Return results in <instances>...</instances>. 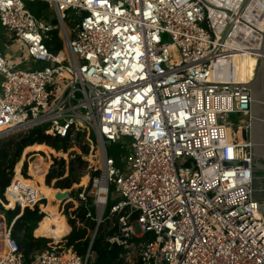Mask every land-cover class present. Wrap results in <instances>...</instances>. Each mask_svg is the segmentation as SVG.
Returning <instances> with one entry per match:
<instances>
[{
    "label": "built area",
    "instance_id": "obj_1",
    "mask_svg": "<svg viewBox=\"0 0 264 264\" xmlns=\"http://www.w3.org/2000/svg\"><path fill=\"white\" fill-rule=\"evenodd\" d=\"M30 1L0 0L13 61L14 47L22 51L8 67L0 49V140L36 128L72 144L95 136L98 167L61 201L95 229L83 255L50 246L25 257L12 227L25 209L43 213L44 199L15 181L14 169L0 207L20 215L0 214V264H90L99 229L121 249L114 264H264V219L251 200L250 92L206 87L242 85L214 80V67L224 55L255 53L264 0H38L58 27ZM54 32L57 51L47 46ZM42 158L45 182L53 162Z\"/></svg>",
    "mask_w": 264,
    "mask_h": 264
},
{
    "label": "trees",
    "instance_id": "obj_2",
    "mask_svg": "<svg viewBox=\"0 0 264 264\" xmlns=\"http://www.w3.org/2000/svg\"><path fill=\"white\" fill-rule=\"evenodd\" d=\"M38 3L40 4L39 8L36 11L32 10V4H30L29 2L26 3V7L36 17L45 19L42 15V10L45 11L48 8V5L47 3ZM55 23L56 21L54 20L50 22V24L53 26L56 25ZM50 45H52V51L61 49V43L58 40L55 32L51 44L47 43V46ZM92 138L94 139L93 136ZM58 145H60V149L66 150L68 147V140L53 138L51 136L45 135L42 129L36 128L30 131L28 134L18 137L15 143H10L7 146L8 150L0 147V198L3 199L4 189L8 186L11 180V170L13 168V165L17 160H19L25 148L28 147L26 152H41L46 156L50 154H53L55 156H63L62 153H54L51 150V148L58 149ZM9 151H11L12 153H9ZM36 159L37 160L35 162L30 163L29 172L32 176H34L30 182L24 181L19 172L15 173L16 177L14 178V180L19 181L24 185H30L34 189L35 193L37 192V199H48L50 196H53L43 193L42 189L45 187L44 185L50 186L52 180L54 179L57 180L55 188L61 190H69L73 185L78 184L81 178L80 170L86 166V162H83L80 158L77 157L69 163L68 174L66 177H63L65 174L64 161L60 160L57 170L54 169L56 165V161H54L51 166V168L53 169L49 171L44 184L43 178L44 173L47 170L48 163H46L41 156H36ZM20 162L22 163V160ZM75 164H77L76 167ZM61 201L57 202L58 204L56 206H47L46 211L48 214H50L47 217H44V215L39 212V208L36 206L33 210L25 209L22 215L15 221L12 227V237L16 240L20 251L25 257L29 256L35 251L43 250L47 247V239L33 238L32 233L35 229V234L37 236L44 237H58L65 231V236H67L70 232V229H72L71 233L66 238L67 248H72L73 251H75L78 255H83L88 249L90 244V237L88 235L89 230L87 226L77 227L72 221V225L70 228V225L66 221L65 217L57 210ZM5 206L8 210L12 209L13 201H11L9 205ZM18 211L19 210H15L8 213L16 212V214H18ZM77 213V217L75 216V218H78V220L84 222L82 210L78 209ZM93 228L94 227L92 226V230ZM21 234L22 236L21 238H19V235ZM103 234V229H99V234H97L91 245V250L93 252V255L95 256V261L92 264H114L117 256L121 252V249H119L118 247L114 246L109 248L108 245L104 243ZM62 238H52V240L55 239V241L58 242Z\"/></svg>",
    "mask_w": 264,
    "mask_h": 264
},
{
    "label": "rangeland",
    "instance_id": "obj_3",
    "mask_svg": "<svg viewBox=\"0 0 264 264\" xmlns=\"http://www.w3.org/2000/svg\"><path fill=\"white\" fill-rule=\"evenodd\" d=\"M38 2L45 3L44 1H38V0H36V1L34 0V1H30L29 2L30 4H32V8H33L32 10L33 11H36L39 8V4L40 3H38ZM42 15L46 19V21L49 22V23L52 22L53 20L56 21V18L54 16V14L49 10V8H47L45 11L42 10ZM55 24H56L55 26H57V27L59 26L57 21H56ZM66 24H67V26H69L68 23H66ZM11 46H12V44H6L4 42L3 37H2V29L0 27V49L5 53L6 59L8 60V67L13 66V65H17V62L22 58V51L20 49L21 46L17 45L16 47H14V51H15V55L18 58L13 61L12 58H14V55L10 51V47ZM41 67H42L41 64H37V66H35L33 69H40ZM27 68H28V64H24L22 67H20V69H27ZM254 69H255V62L253 61V59H251V57H247V58H245V61H244V64L242 65V67L240 66V69H239L240 72L237 73V77H240L241 78L240 80H243V81H245V83H247V82H249L251 80V77L253 76V73H254ZM1 82H2V78L0 77V84H1ZM237 119L238 118L236 116H232L230 118L231 121H237ZM92 136L90 137V139L92 141V144L85 143L84 136L78 135L77 138H75V140H74V144H72L71 142H68V147H67L66 150L60 149L59 148L60 145H58V149L51 148V150L54 153H56V152L59 153L60 152V153L63 154V157H59V156L56 157V158L59 157L60 160L64 161L65 174H64L63 177L67 176V174H68V166H69V163L72 160H74V159H76L78 157L83 162H86V166L83 169L80 170L81 178H80L79 183L77 185L82 183V179L83 178H87L88 176H90L92 174V171L94 170V168L98 167V164H99V157H98V152H97L98 151L97 150V140H96L95 136H93L94 139L92 138ZM17 139H18V137H13V136L12 137L9 136V137L3 138V139L0 140V147H3V149L8 150L7 146L10 143H12V142L15 143ZM2 145H4V146H2ZM27 148H25L23 150V152L21 154V157L13 165V168L11 170V172H12L11 177L12 178H13L14 169H15V173L20 171L21 165L23 164L20 161L22 160V157H23V155L25 153H27V157H26V160L24 161V165H23V169H22V173H24V175L22 176L24 181L30 180L26 176L27 172H28L27 168L29 167L28 166L29 158L31 156H33V155H36V154H39L41 157L46 158V155L41 153V152H37V153H33V154H32V152H26ZM11 151H9V153H12ZM118 152H119V149L116 148V147H112V148L108 147L107 148V153L108 154H112V155L116 156V155H118ZM49 157H50V162L54 163V161H56V165H55L54 169L57 170V168L59 166L58 163L60 162V160L54 159V156L51 155V154L49 155ZM76 165L77 164H75V167H76ZM52 169L53 168H51L50 170H52ZM56 181L57 180L54 179V180H52L50 186H46V185H44V186L45 187H53V188H55ZM44 184H45V182H44ZM73 188H74V185L69 190H61V189H57V188H55V189L58 190V191H61V192H70L71 189H73ZM36 193H35V198L37 199V194ZM72 196H73V194H72ZM57 202H59V201H57L54 196H50L48 199L41 200V202H40L41 204L40 205H43L41 207V210L43 212L42 214H44V217H47L48 215H50L46 211L47 206L48 205L49 206H56L58 204ZM1 209L2 208L0 207V214H5L7 222H10L11 220H14L17 215H20L19 211H18V214H16V212H14V213L12 212L13 213L12 214V213H8L10 211H7L6 213H4V211H2L3 209L2 210ZM57 210L59 211V213H61L65 217L66 221L70 225V228H71V225H72L71 222L73 221L74 225L77 226V227H82V226L86 227L87 226V228L89 230L88 231L89 237L93 234L94 229H95V227H94L95 225L92 222L91 223L93 225L88 223V222H82V221L78 220V218H75L74 217V215H75V206L73 205V203H71V201H65V202L61 203L58 206ZM75 216L77 217V215H75ZM92 226L94 227L93 230H92ZM35 231H36V229L32 233L33 238H35V239L44 238V239L48 240L46 248H48L50 246L51 247L56 246V247H60L61 249H66V250L71 249V248H67V246H66V238L71 233L72 229H70V232H69V234L67 236H65V234H66V231H65L62 235H60L58 237L37 236L35 234ZM105 232L106 231H103V233H104L103 237L104 238H105ZM97 234H99V230H98ZM97 234H96V236H97ZM21 236H22V234L19 235V238H21ZM62 237H64V238H62ZM52 238H55V239L62 238V239L60 241L56 242L55 239L52 240ZM94 261H95V256L93 255L90 264H92Z\"/></svg>",
    "mask_w": 264,
    "mask_h": 264
},
{
    "label": "water",
    "instance_id": "obj_4",
    "mask_svg": "<svg viewBox=\"0 0 264 264\" xmlns=\"http://www.w3.org/2000/svg\"><path fill=\"white\" fill-rule=\"evenodd\" d=\"M206 87L246 88L250 92L249 140L251 150V200L264 219V32L257 62L255 77L249 84H206ZM246 140V131L242 130ZM57 198H69L68 192L57 194Z\"/></svg>",
    "mask_w": 264,
    "mask_h": 264
},
{
    "label": "bare ground",
    "instance_id": "obj_5",
    "mask_svg": "<svg viewBox=\"0 0 264 264\" xmlns=\"http://www.w3.org/2000/svg\"><path fill=\"white\" fill-rule=\"evenodd\" d=\"M251 16L248 17V19ZM263 25V23H262ZM260 43H262L260 41ZM258 43L256 44V50L254 51L255 53H250V52H245V53H235V54H228L224 55L223 57L219 58L215 64L214 67V80L223 82V83H231V84H249L252 82V80L255 77L256 73V67H257V62L260 54V49L261 44ZM251 57L253 61L255 62V69L253 76L251 77V80L247 83L245 81L240 80V77H237V73L240 72V66L244 64L245 58ZM87 178L82 179V185L86 184ZM42 192L48 195H53L57 201H61L60 199L57 198V194L59 193L58 190H56L53 187H44L42 189Z\"/></svg>",
    "mask_w": 264,
    "mask_h": 264
}]
</instances>
